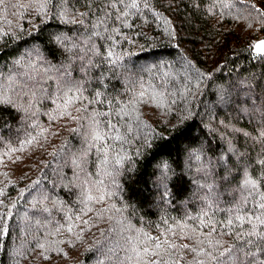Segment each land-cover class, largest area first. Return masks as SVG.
Returning a JSON list of instances; mask_svg holds the SVG:
<instances>
[{"label": "trees", "instance_id": "trees-1", "mask_svg": "<svg viewBox=\"0 0 264 264\" xmlns=\"http://www.w3.org/2000/svg\"><path fill=\"white\" fill-rule=\"evenodd\" d=\"M132 2L0 5V264H264V5Z\"/></svg>", "mask_w": 264, "mask_h": 264}, {"label": "snow or ice", "instance_id": "snow-or-ice-1", "mask_svg": "<svg viewBox=\"0 0 264 264\" xmlns=\"http://www.w3.org/2000/svg\"><path fill=\"white\" fill-rule=\"evenodd\" d=\"M113 2L115 3V0H113ZM4 3H5V0H0V5H2ZM261 4L264 5V0H261ZM130 6L132 8L137 7L135 0H133V2L131 3ZM123 15L127 16V13H124ZM61 39H62L61 37H56L54 42H59ZM254 48H255V52L257 53V55H259L261 58H264V41L256 44L254 46ZM111 55H112V53L110 52L109 56H111ZM141 96H143V93H141ZM7 102H8L7 100H4L2 97H0V103H7ZM62 115H67V112L62 113ZM102 115H107V114L105 113ZM107 127L113 128L115 126L112 125L111 121L109 120V121H107ZM101 138L102 137L100 135H97L95 137V139H101ZM115 163L117 166H119L121 163V160L118 159V160H116ZM262 163H264V162H262ZM0 194H2V193H0ZM90 199H91V197H90ZM100 199L102 200L103 196H101ZM260 207L264 208V204H261ZM84 223H87V221H85ZM229 223H231V221H229ZM168 231H172L171 227L168 229ZM212 231L213 232L215 231L214 226L212 227ZM163 235H164V233H161V236H163ZM209 235H211V233H209ZM147 239L150 241H155V247H154V250H151V251H150L149 247H145L143 249V253L145 256L159 257L162 264H169V262L167 260L163 259L164 255L167 254V256L169 257V260H171L172 264H181L182 258L177 257L175 255V252L180 248H188V245H183V246L176 245L174 243L169 242L167 239L161 241L159 237L154 238V237L149 236V237H147ZM165 245L167 247H164ZM161 249H163V251H161ZM192 251H195V249H192ZM221 255H223V254H221ZM150 264H157V260L151 259ZM198 264H200V262H198Z\"/></svg>", "mask_w": 264, "mask_h": 264}, {"label": "water", "instance_id": "water-1", "mask_svg": "<svg viewBox=\"0 0 264 264\" xmlns=\"http://www.w3.org/2000/svg\"><path fill=\"white\" fill-rule=\"evenodd\" d=\"M262 41H264V38L263 39H260L256 44H258L259 42H262Z\"/></svg>", "mask_w": 264, "mask_h": 264}]
</instances>
